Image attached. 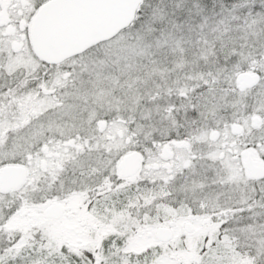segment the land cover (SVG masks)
Listing matches in <instances>:
<instances>
[{
  "label": "snow or ice",
  "instance_id": "1",
  "mask_svg": "<svg viewBox=\"0 0 264 264\" xmlns=\"http://www.w3.org/2000/svg\"><path fill=\"white\" fill-rule=\"evenodd\" d=\"M0 264H264V0H0Z\"/></svg>",
  "mask_w": 264,
  "mask_h": 264
}]
</instances>
